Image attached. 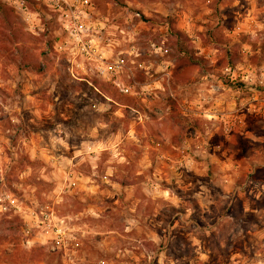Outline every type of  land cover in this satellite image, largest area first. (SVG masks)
<instances>
[{
  "label": "rangeland",
  "instance_id": "obj_1",
  "mask_svg": "<svg viewBox=\"0 0 264 264\" xmlns=\"http://www.w3.org/2000/svg\"><path fill=\"white\" fill-rule=\"evenodd\" d=\"M0 264H264V0H0Z\"/></svg>",
  "mask_w": 264,
  "mask_h": 264
},
{
  "label": "trees",
  "instance_id": "obj_2",
  "mask_svg": "<svg viewBox=\"0 0 264 264\" xmlns=\"http://www.w3.org/2000/svg\"><path fill=\"white\" fill-rule=\"evenodd\" d=\"M199 61L198 58L194 57L193 55H187V58H186V62L187 63H190L192 65H196V63ZM178 75V73H174L173 77H176ZM174 81V80H173ZM173 81H171L172 85H176V83H173ZM87 86V85H86ZM96 90L98 89L94 84L92 85ZM93 87H89L90 90L93 89ZM119 101V99H116ZM118 101H114L115 103H117Z\"/></svg>",
  "mask_w": 264,
  "mask_h": 264
}]
</instances>
